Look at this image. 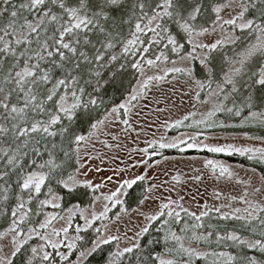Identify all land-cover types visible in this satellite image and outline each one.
I'll list each match as a JSON object with an SVG mask.
<instances>
[{
  "label": "snow or ice",
  "instance_id": "6c2138e0",
  "mask_svg": "<svg viewBox=\"0 0 264 264\" xmlns=\"http://www.w3.org/2000/svg\"><path fill=\"white\" fill-rule=\"evenodd\" d=\"M206 14L208 19L202 22ZM246 36H254L255 41L244 43ZM161 43L183 62V66H175L177 62L173 61L174 66L164 76H186L197 89H207L209 99L215 98L206 120L218 112L239 117L247 108L246 120L259 117L264 123V111H251L255 107L253 90L264 89V0H0V216L9 220L8 226L0 230V264H14L21 254L23 264H89L105 246L112 245L115 247L105 264H124L129 254L140 252L139 238L149 232L148 226L136 233L135 240L125 235L123 238L131 243L121 247L120 235L111 234L106 224L97 226L98 221L110 219L108 204L99 214L79 205L64 208L61 190L71 194L80 187L93 192L103 187L102 183L80 179V175L87 176L80 172L84 167L80 151L105 119L92 122L87 134L76 131L74 126L81 113L90 115L103 107L102 88L109 82L104 80L106 73L115 80L130 67L143 75L144 65L153 67L167 61L168 55L161 51L154 60L120 63L148 53L150 49L145 45ZM197 65L203 79L196 75ZM164 76H147L138 81L125 102L112 107L110 114L118 115L120 110L127 114L132 101ZM237 97H243L239 104ZM194 98L200 99V91ZM181 123L177 121L175 126ZM190 139L195 141L196 137ZM186 143L180 140L161 143L159 147L177 148ZM187 148L248 159L259 154L264 161V148L197 143H187ZM73 160L76 168L69 173L68 163ZM205 166H211L213 171L219 169L220 177L233 176L228 166L213 160L206 161ZM144 178L124 181L103 199L111 201L112 207L121 204L118 193L124 186L131 187ZM262 193L264 185L254 187L251 196ZM220 197L219 192L215 193L216 199ZM237 199L245 205L243 210L225 204L214 208L205 205L206 210L199 215L182 207L181 211L197 221L193 228L204 227L203 218L214 212L220 221L241 222V227L251 230V236L208 224L210 231L193 232L190 240L196 244L214 243L216 248L209 251L186 246L185 237L169 230L163 240L165 244L174 242V247L166 249L164 255L148 253L145 261L264 264V260L248 252L224 250L238 248L264 254V199L250 198L247 191L239 198L230 197ZM171 203L161 204L160 211L146 216L148 224L164 216ZM125 211L121 208V212ZM167 215L179 222V212L169 211ZM76 219L82 223L74 224ZM57 221L64 222L60 228L55 227ZM255 222L259 238H255ZM169 252L183 259L167 258Z\"/></svg>",
  "mask_w": 264,
  "mask_h": 264
},
{
  "label": "rangeland",
  "instance_id": "374dc122",
  "mask_svg": "<svg viewBox=\"0 0 264 264\" xmlns=\"http://www.w3.org/2000/svg\"><path fill=\"white\" fill-rule=\"evenodd\" d=\"M248 41L254 42L255 37H245L243 42ZM145 46L150 49L148 53L143 56L129 57L126 62L122 60L120 63L129 64L138 59L154 60L161 51L168 55V60L159 61L153 67L144 65L143 75L130 67L127 68L128 76H130L128 89L116 103H110L98 114L96 119H105V123L95 131V134L91 136L80 151V163L84 165L80 172L87 173L86 177L80 175V179L86 178L94 184L102 183L103 187L96 192L88 188H78L84 191L85 203H72L65 206L62 201L64 208L79 205L82 209H86L88 212L95 211L97 214L104 210L105 204H108L111 208L108 213L110 219L98 221L97 226L106 224L111 234L120 235L122 237L121 247L129 246L131 243V240L123 238L125 235L135 240L136 233L141 228L149 227V232L139 238L142 246L140 252L135 255L129 254L124 260V264H151V261H145L148 253L153 256L164 255L166 249L174 247V242L169 241L165 244L163 240L169 230L185 237L186 246L191 244L193 247L209 251L216 248L214 243L211 245L196 244L190 240L193 232L210 231L211 229H207L208 224L217 226L221 230L224 228L229 231L236 230L245 237H249L252 234L251 230L241 227V222L220 221L214 212L203 218L204 227L188 228L191 227L189 220L192 226L197 221L194 217H190L181 211V207L196 215L206 210L205 205L208 208H214L230 204L232 208L238 207L243 210L245 205L241 204L239 199L230 200V197L239 198L245 191L250 193V198L264 199V193L255 197L251 196L254 187L264 185V161L258 158L259 154H257V158L248 159L247 156L238 154L228 156L223 153L187 148V143L234 144L236 146L264 148V123H261V118L248 119V122L238 124L237 122L223 121L222 118L226 113L218 112L210 121L206 120L207 113L213 108L215 98L209 99L207 89L202 91L197 89L186 76L178 73H168L167 76H164L165 72L174 66L173 61L177 62L175 66H183V62L170 51V48H164V43L156 46ZM231 47L233 46H229L230 49ZM254 68L255 65H253ZM196 75L203 79L198 65L196 66ZM147 76H164V79L159 82L153 81L145 90L144 95L132 101L127 114L123 110H120L118 115L110 114L111 108L125 102L132 89L138 86V81ZM244 90L247 91V89ZM197 91H200L199 100L194 98ZM254 92L262 101L255 102V107L251 111H264V89H255ZM204 100H207L208 103L201 102ZM230 104L229 102V106H231ZM248 114L249 109L245 108L241 118H246ZM186 116L188 119H184ZM124 120H127L128 123H123ZM177 121H182V123L175 126ZM208 123L223 124L224 126L208 127ZM255 124L257 125L253 127L252 125ZM88 131L89 128L84 134H87ZM191 137H196V140L193 141L190 139ZM180 140L187 143L180 144L177 148L159 147L161 143L168 144ZM145 149L146 152L143 151ZM181 149L184 150L181 151ZM208 160L228 166L233 172V176L231 178L220 177L219 169L213 171L211 166H205V162ZM75 168L76 163L73 160L69 173L74 172ZM260 168L263 169V174ZM137 176H144L145 178L136 181L142 185L143 190L133 206L129 205L128 200L133 193L131 187L136 190L139 189L136 183L137 186H124L118 193V198L122 203L115 207L111 206V201L103 199V196L116 191L124 181L134 180ZM108 177L112 179L108 180ZM195 177L200 179L197 180ZM217 192L221 194L220 199L215 198ZM97 197L100 199H96ZM142 201L143 203H141ZM169 201L173 203L164 210L165 215L149 225L145 217L157 213L161 210V204ZM121 208L126 211L121 212ZM222 210L230 211L229 208H222ZM169 211L180 213L179 222L174 216L169 217L167 215ZM60 214L63 215V213ZM117 217L119 218L117 219ZM36 219H41V217ZM164 221H168V223L165 224ZM180 222L181 226L179 225ZM8 223L9 220L6 216H0V230L6 228ZM63 223V221H57L55 227L60 228ZM75 223H82V221L76 219ZM176 223L177 227L174 226ZM185 225L188 226L187 231H182ZM253 227L256 228V237L259 238V225H253ZM91 235L92 233H89V236ZM114 247L115 245L105 246L102 252H98L91 258L89 264H94V258L101 255L103 257L98 264H105L109 251ZM224 250L232 251L231 249ZM234 250L241 253L245 252V249L237 248ZM251 255H256L259 259L264 260V254L251 251ZM167 258L183 259V257L176 256L174 252L167 253ZM196 264H210V261L200 260Z\"/></svg>",
  "mask_w": 264,
  "mask_h": 264
},
{
  "label": "trees",
  "instance_id": "16d2710c",
  "mask_svg": "<svg viewBox=\"0 0 264 264\" xmlns=\"http://www.w3.org/2000/svg\"><path fill=\"white\" fill-rule=\"evenodd\" d=\"M207 19H208V15L206 14L205 17H203L202 22L207 20ZM246 38H249V36H246ZM124 62H126V60ZM117 67H119V65H117ZM129 79H130V76H128L127 69L123 70L121 72V74L115 80H111L110 79V73H106L104 76V80L109 81V82L105 83L103 88H102V96H103V99L105 101L103 107L101 109H99L97 112L91 113L90 115H86L84 113H81L80 119L78 120V122L74 126L75 130L78 132L84 133L89 128L90 124L96 120L98 114H100L104 108H106L110 103L111 104L116 103L124 95V93L128 89L129 82H130ZM89 91H91V88H89ZM242 91H244L245 94H247L246 90H242ZM253 93H254L255 102H261L262 99L255 94L254 90H253ZM242 99H243V97H237L236 102L239 104V103H241ZM241 117L242 116L237 117V116L226 113V114H224L222 120L225 122H230V121L231 122H237L238 124L248 122V119L247 120L245 118L242 119ZM256 125L257 124L252 125V126L254 127ZM72 164H73V161L68 163L67 172H69L71 170ZM260 169H261V172L263 174V169L262 168H260ZM136 184L138 186L135 184H133V185L137 186L139 189L136 190V189H133V187H131V190L133 191V193L128 200V203L130 206H133L136 203L137 198L142 194L141 193L143 190L142 185L140 183H136ZM83 193H84V191L81 189H76L71 194H69L65 190H61V194L63 195L64 205L68 206L72 203L82 204V202H84L86 199V196H84ZM86 201H88V200H86ZM189 222H190L191 227H188V228L195 229V228H193L190 220H189ZM179 225L181 226V222ZM254 225H258V222H255ZM174 226L177 227V223ZM255 238H257V237H255ZM231 250L233 252H236L234 249H231ZM245 252H248V254L251 255V251H248L245 249ZM102 257H103L102 255L98 256V257L96 256L94 258V264H98ZM23 260H24V254H21L15 258L14 264H23Z\"/></svg>",
  "mask_w": 264,
  "mask_h": 264
}]
</instances>
